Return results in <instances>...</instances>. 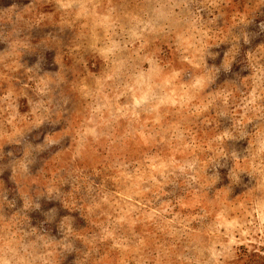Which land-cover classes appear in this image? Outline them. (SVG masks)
<instances>
[{
	"label": "clouds",
	"instance_id": "9594fccd",
	"mask_svg": "<svg viewBox=\"0 0 264 264\" xmlns=\"http://www.w3.org/2000/svg\"><path fill=\"white\" fill-rule=\"evenodd\" d=\"M173 8L181 9L179 19L164 11ZM189 9L197 16L217 10L208 24L232 14L233 23L218 36L222 52L208 53L213 62L222 58L206 69L212 75L203 86L219 102L218 115H229L224 94L241 87L254 85L259 102L230 124V143L195 176L181 172L195 198L163 255L157 250L153 257L147 243L115 252L100 220L106 198L103 182H97L108 177L77 164L95 155L102 140L115 143L96 113L100 100L119 89L129 59L126 45L114 39L116 29L123 33L133 13L147 10L167 22L161 31H175ZM98 12L110 20L109 29H98ZM89 65L99 66L97 74ZM5 85L0 264H264V251L251 247L264 245V0H0V91ZM20 100L27 101V112L20 111ZM57 154V174L46 178V164ZM54 201L59 207L45 211ZM217 212L233 214L224 232ZM242 242L247 253L239 249Z\"/></svg>",
	"mask_w": 264,
	"mask_h": 264
},
{
	"label": "rangeland",
	"instance_id": "374dc122",
	"mask_svg": "<svg viewBox=\"0 0 264 264\" xmlns=\"http://www.w3.org/2000/svg\"><path fill=\"white\" fill-rule=\"evenodd\" d=\"M164 11L180 18V8ZM209 11L211 15L201 11L197 16L191 9L186 10L175 31H161L167 22L154 20V14L147 10L133 13L134 18L125 22L123 33L116 29L118 35L114 39L126 45L125 56L129 59L119 89L115 95L100 100L96 113L114 134L115 143L102 140L95 155L77 164L89 173L102 171L108 177L97 182H103L106 198V215L100 220L109 227V243L115 252L128 250L130 244L147 243L153 257L157 250L163 255L179 235L195 198L181 172L195 176L219 147L230 143L225 139L230 124L242 120L248 109L259 102L254 85L241 87L237 92L224 94L229 115H218L219 102L203 86L212 75L206 69L214 63L218 65L222 56L213 62L208 53L222 52L225 45L218 36L233 19L228 12L224 19L208 24L219 16L217 10ZM94 22L100 31L110 27L103 12L97 13ZM98 69L99 66L88 67L93 74ZM7 88L5 85L0 96L7 93ZM121 92L123 95H119ZM19 103L23 106L20 111L27 112V101ZM7 116L5 112L0 119ZM89 130L83 129L85 133ZM59 159L57 154L53 163L46 164V178L57 174ZM145 188L151 191H144ZM54 207H59L55 201L46 205L45 211ZM230 218L233 214L217 212L215 220L218 226L222 225L220 232L231 226ZM208 239L211 243L212 238ZM248 246L242 242L239 249L247 253ZM251 247L264 251V245L259 243Z\"/></svg>",
	"mask_w": 264,
	"mask_h": 264
}]
</instances>
